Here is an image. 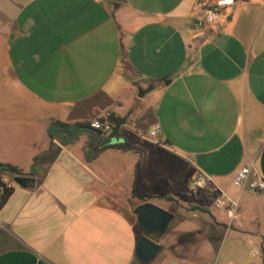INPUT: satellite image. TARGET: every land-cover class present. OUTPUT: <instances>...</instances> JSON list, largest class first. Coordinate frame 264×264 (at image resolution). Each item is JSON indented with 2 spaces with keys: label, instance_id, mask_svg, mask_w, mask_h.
<instances>
[{
  "label": "crops",
  "instance_id": "crops-1",
  "mask_svg": "<svg viewBox=\"0 0 264 264\" xmlns=\"http://www.w3.org/2000/svg\"><path fill=\"white\" fill-rule=\"evenodd\" d=\"M126 1L0 0V163L29 173L54 121L128 119L90 162L83 135L39 168L35 188L15 187L0 210V264L137 262L142 231L120 210L142 205L133 195L205 209L190 212L258 247L264 264V195L234 186L252 160L264 180V0H233L219 31L197 24L224 0ZM150 85L139 100L137 87ZM221 194L238 204L232 223L215 207ZM230 251L222 264H253ZM202 258L159 264H216Z\"/></svg>",
  "mask_w": 264,
  "mask_h": 264
},
{
  "label": "rangeland",
  "instance_id": "rangeland-1",
  "mask_svg": "<svg viewBox=\"0 0 264 264\" xmlns=\"http://www.w3.org/2000/svg\"><path fill=\"white\" fill-rule=\"evenodd\" d=\"M125 97L127 98L128 95L125 94L124 98ZM143 111H145V109H143ZM149 124L150 120H148V118H140V120L136 121L134 126L145 133ZM192 202L196 201L193 200ZM151 203L156 206H162L159 208H164L163 210L175 215V218L170 223L168 230L163 236L160 238L150 237V239L159 244L162 249L161 253L150 264H159V262L167 256L178 257L186 261L188 260L191 263H196L199 254L200 257H203L202 259L204 262L214 261L216 264H222L233 257L230 251L233 248L240 249L246 259L250 260L251 263L261 264L263 254L258 247L249 246L248 243L240 238L241 236L238 233H232L227 236L225 232L218 228H213L210 218L204 215V213H199L197 217H194V213L190 212L192 207H189L187 211H181L173 204L166 205L160 201H152ZM134 209L135 208L129 205L120 207V210L128 220L137 227L138 223L137 217L133 212ZM188 233H192L194 235L193 238L186 239L184 242L180 243L179 240Z\"/></svg>",
  "mask_w": 264,
  "mask_h": 264
},
{
  "label": "trees",
  "instance_id": "trees-1",
  "mask_svg": "<svg viewBox=\"0 0 264 264\" xmlns=\"http://www.w3.org/2000/svg\"><path fill=\"white\" fill-rule=\"evenodd\" d=\"M110 120L115 123L116 128L114 129L113 133L110 135L112 137L116 136L121 128L127 124V118H118L115 117L113 114L110 113ZM88 135L90 137V142L88 143V151L87 154V161L90 162L91 159L95 156V145L100 141V139L106 136V133L101 131L93 130L89 123H79L75 125H69L65 123H61L58 121H54L51 123L47 130V137L49 140V150L36 157L33 161L32 167L29 173L25 174L22 170L17 167L8 164L0 163V172L4 174H8L11 177H28L31 179H35L39 175V168L43 165H52L58 159L62 147H67L75 144L81 136ZM119 150L123 151H130L132 150L129 146H119L116 147ZM136 168H139V163H137ZM37 183V182H36ZM35 184H29L28 189H33L36 186ZM14 190L7 191L6 194L0 198V210L6 205L9 198L12 196ZM133 199L138 200L140 203H148L154 200V198H148L143 196L133 195ZM169 202H175L173 199H168ZM131 207L136 208L135 205H131ZM192 210H199L201 212H207L205 209L192 207ZM137 228L141 232V227L137 225ZM192 233H188L184 235L179 242L182 243L186 239L193 238Z\"/></svg>",
  "mask_w": 264,
  "mask_h": 264
},
{
  "label": "built area",
  "instance_id": "built-area-1",
  "mask_svg": "<svg viewBox=\"0 0 264 264\" xmlns=\"http://www.w3.org/2000/svg\"><path fill=\"white\" fill-rule=\"evenodd\" d=\"M233 0L219 1L216 4L205 8L201 13V18L197 24V28L202 30L219 31L220 19L223 9L232 5ZM93 130L101 131L107 135H111L116 128L115 123L110 120V114H105L90 123ZM161 133V127L156 124L149 131V137L155 139ZM202 187V183H198ZM234 186L242 192L248 191L251 193L264 195V180L255 168V160L241 169L234 180ZM17 185L13 180L0 181V198L3 197L7 191L14 190ZM215 207L225 212L227 218L235 221L238 214V204L221 194L215 199Z\"/></svg>",
  "mask_w": 264,
  "mask_h": 264
},
{
  "label": "water",
  "instance_id": "water-1",
  "mask_svg": "<svg viewBox=\"0 0 264 264\" xmlns=\"http://www.w3.org/2000/svg\"><path fill=\"white\" fill-rule=\"evenodd\" d=\"M118 4H126V0H108ZM140 75L132 73L131 82L140 80ZM156 89L155 86H148L146 89L142 87L137 88L136 97L143 100L148 94ZM13 182L20 188L26 189L29 184H35L36 180L28 177H14ZM134 215L137 217V223L141 227L142 237L138 241L136 247L137 262L133 264H150L161 253L159 244L153 242L148 234L158 233L163 236L169 228L170 223L175 216L158 206L148 202L144 203L134 209Z\"/></svg>",
  "mask_w": 264,
  "mask_h": 264
},
{
  "label": "flooded vegetation",
  "instance_id": "flooded-vegetation-1",
  "mask_svg": "<svg viewBox=\"0 0 264 264\" xmlns=\"http://www.w3.org/2000/svg\"><path fill=\"white\" fill-rule=\"evenodd\" d=\"M148 236L149 237H157V238H160L161 237V235L158 234V233H150V234H148Z\"/></svg>",
  "mask_w": 264,
  "mask_h": 264
}]
</instances>
